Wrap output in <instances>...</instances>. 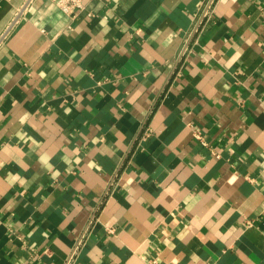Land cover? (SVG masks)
Segmentation results:
<instances>
[{
	"label": "crops",
	"instance_id": "0c3cea01",
	"mask_svg": "<svg viewBox=\"0 0 264 264\" xmlns=\"http://www.w3.org/2000/svg\"><path fill=\"white\" fill-rule=\"evenodd\" d=\"M205 2L25 7L0 45V264L80 239L70 264H264V0Z\"/></svg>",
	"mask_w": 264,
	"mask_h": 264
},
{
	"label": "built area",
	"instance_id": "2783aa9c",
	"mask_svg": "<svg viewBox=\"0 0 264 264\" xmlns=\"http://www.w3.org/2000/svg\"><path fill=\"white\" fill-rule=\"evenodd\" d=\"M33 0H25V3L22 7L19 8V10L16 13V16L13 20V22L10 24V26L0 35V45L2 44L3 40L7 37V35L9 34V32L11 31V28L13 27V25L17 22V20L21 17V15L23 14L25 7L31 3ZM57 6L60 7V9H62L65 13H67L72 19L76 18L79 13L85 8L86 4L88 2L91 1H95V0H52ZM216 0H206L203 9H202V17L205 20H209L212 18L213 15V11H214V4H215ZM198 137H200V135H198ZM82 242V240L80 239L74 249V251L72 252V254L70 255V257L67 259L66 264H70L74 254L76 252V249L78 248L79 244Z\"/></svg>",
	"mask_w": 264,
	"mask_h": 264
}]
</instances>
